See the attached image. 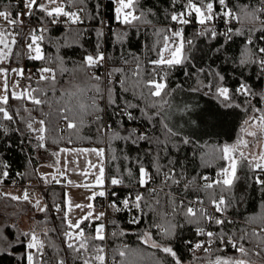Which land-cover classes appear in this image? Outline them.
<instances>
[{
	"label": "snow or ice",
	"instance_id": "1",
	"mask_svg": "<svg viewBox=\"0 0 264 264\" xmlns=\"http://www.w3.org/2000/svg\"><path fill=\"white\" fill-rule=\"evenodd\" d=\"M109 4L110 18L104 11L108 5L103 4V0H96L92 6L89 0H17L15 4L0 5L3 21L0 24V137H9V133L27 135L29 144L34 141L35 149L47 151L49 142L58 144L66 139L72 144L74 138L81 139L83 127L95 125L96 139L105 145L61 147L51 152L54 160L46 165L54 169L53 172L33 170L45 185H59L63 181L65 187L89 190L87 204H74L65 193L61 203L50 207L27 187L19 194L0 188V199L30 205L36 213L54 212L59 218V225L49 228L47 219L40 221L30 217L34 226L28 230H19L15 222L9 225L0 220V257L10 256L17 264H141L144 257L138 248L126 242L115 248L107 246L109 235L123 238L130 234V230L123 228L108 232V223L118 228L116 220L106 222L108 209H111L115 213L131 214L130 225H140L147 217L148 224L138 230L140 243L170 257L171 264H185L172 241L178 230L186 226H191L194 235L202 238L185 241L193 261L264 264V213L249 217L243 227H236V221L229 214L230 209L238 206L235 188L242 179L239 171L246 170L249 173L246 179L264 192V87L255 88L249 83L250 77L244 75L254 69L255 80L264 81V0L254 3L252 0L244 3L168 0L165 19L171 23L164 26L153 23L151 18L157 13L143 7L141 0H109ZM217 21L223 23L220 31ZM113 23L120 27L113 29ZM193 24L195 31L189 38L185 29ZM57 27L64 29L62 36L53 35ZM149 27L154 39L151 44L142 46L145 51L141 55L120 54L123 65L131 64V69H109L107 65L112 57L105 50L109 33L123 46L130 30L141 34ZM89 32L95 37L93 50L85 49L81 61L72 69L65 67L64 57L46 54V46L55 48L57 53L60 48L70 46L69 37L72 44L83 48L81 40ZM205 37L210 41L223 37L215 48L217 52L233 42L234 37L243 38L239 56L232 58V63L240 70L238 85L231 88L220 71L210 69L211 79L204 87L224 108L241 109L246 118L236 141L214 151L211 161H223L215 165V176L188 177L183 165L178 168V162L169 155L170 147L176 143L174 138L181 134L169 122L168 98L175 89L169 88L168 77L174 68L192 59L195 40ZM24 61L41 62V66L33 71L24 66ZM198 71L204 72V69ZM65 74L72 78L62 84L59 78ZM117 75L121 78L117 79ZM237 97L243 100L238 102ZM45 107L49 109L47 112ZM33 112L40 113V117ZM157 122L162 126L160 135L148 130L156 128ZM21 124L23 127L19 126ZM87 139L95 142L92 137ZM116 141L137 148L141 144L149 146L145 153L151 157L148 166L139 155L132 158L123 151L117 155L113 147ZM181 142L192 141L183 138ZM62 153L92 155L95 162L86 159L85 168L80 169L78 160L65 159L61 169ZM120 159L135 164V172L128 166L121 170L120 165L115 164ZM165 159L166 163H162ZM70 163L74 165L71 169ZM111 164H115V174L106 172ZM72 171L83 176L85 182L77 184L68 179ZM27 175L15 173L17 178ZM11 177V164L0 157V185ZM16 182L12 179L14 186ZM117 187L127 192L121 195L113 190ZM189 192L197 195L189 198ZM97 197H111L104 211H96ZM75 210H80L82 215L74 216ZM11 229L18 231L9 236ZM50 233L60 237L62 247L52 240ZM18 246L23 248L19 254ZM229 249L235 254L229 255ZM197 252L204 254L203 259ZM151 259L152 264H166L159 257Z\"/></svg>",
	"mask_w": 264,
	"mask_h": 264
},
{
	"label": "trees",
	"instance_id": "2",
	"mask_svg": "<svg viewBox=\"0 0 264 264\" xmlns=\"http://www.w3.org/2000/svg\"><path fill=\"white\" fill-rule=\"evenodd\" d=\"M17 0H0V5H8L9 3L15 4ZM96 0H89V5H94ZM234 2L244 3L246 0H234ZM254 3L255 0H252ZM103 4L108 5L107 9H104L106 14L110 18L111 5L109 0H103ZM141 4L145 8H152L157 14L152 17L153 23L157 26L168 25L171 22L165 19L168 10V0H141ZM35 23V20H33ZM113 29H118L120 26L113 23ZM239 26V25H238ZM237 26V27H238ZM195 31V25H189L185 29V35L189 38L193 37ZM64 34V29L62 27H57L53 35L62 36ZM153 35L151 28L149 27L146 33L137 34L134 30L129 31V39L125 42L123 46L117 44L109 33L105 50L112 57L109 61L107 67L110 69L112 67H125L126 69H131L132 65H123L121 60V53L128 54L129 52L141 55L145 49L142 47L144 44H151L153 42ZM223 40V37H219L217 41H210L208 38H197L195 40L192 59L182 66H177L174 68L169 77L168 84L170 89H175L169 101L171 108L167 111L170 113L169 122L170 126L174 127L175 130L179 131L181 136L179 138H174L176 143L170 147L169 155L174 158L178 163L177 167L183 165L185 170V175L188 177L192 176H202L210 175L215 176L217 166L216 164H222L223 161L213 162L211 157L215 150H217L221 145L225 143H234L238 136L241 135L240 128L243 120L246 118V114L238 108L226 109L222 104L214 98L211 93H207V89L204 87L211 76L208 75L209 70L220 71L226 77V83L231 88H235L239 83L240 70L237 69L236 65L232 63V58L239 56L240 51L243 48V38L234 37L233 42L226 45L225 49L220 52L215 50L219 46V43ZM95 37L91 32H89L81 43L84 47L81 48L76 44H72L71 37H69L70 46L62 47L57 53L56 49L50 46H46V54L53 57L59 55L65 59V67L72 69L74 65L78 64L83 55L85 54V49L87 51H92L94 47ZM129 59L131 57L129 56ZM27 68H33L34 70L41 66V62L24 61L23 62ZM199 69H204V72H199ZM101 72L104 69H100ZM246 77H250L249 83L253 84L255 88L264 87V81L255 80V70L252 72H245ZM70 74H65L59 79L61 83L71 79ZM120 75H117V79H120ZM179 85V87H177ZM199 88L200 91H192V89ZM117 91L119 89L117 88ZM59 93H57V97ZM55 98V97H54ZM242 97H237V101H242ZM254 104H257L256 100H253ZM257 106H260L257 104ZM31 107V105H28ZM49 109L45 107L44 111L47 112ZM33 115L37 118L40 117V113L33 112ZM61 125L63 121L59 122ZM142 123V122H141ZM23 127V125H19ZM147 128V125L145 124ZM161 124L157 122L156 128H149L150 132H154L157 135L161 134ZM61 135L67 136V133L61 132ZM81 139H75L72 144H68L65 140L60 141L58 144L48 143V150L35 149L34 141L29 144V136H21L18 133H9V137H0V157L7 160L11 164L12 177L6 180L4 185L12 184V179L19 180L20 185L26 186L29 183L38 180L37 175L33 173L34 169H39L42 164L41 156L44 153L57 151L61 147H78V148H91V147H103L105 146L99 140L96 139L95 125L85 126L80 131ZM92 137L93 141L87 139ZM183 138H187L192 142L189 144H183L181 141ZM21 141H24L21 143ZM10 145V147H9ZM113 147L117 150V155H120L121 151L127 153L130 157L135 158L137 155L144 157L145 166H148V161L151 159L150 156H145L148 152L149 146L141 144L139 148L132 145H124L121 141H116L113 143ZM31 160V163H29ZM206 161L208 162L206 165ZM166 163V159L162 161ZM119 164L121 170L126 166L132 167L135 172L136 165L128 164L123 159L115 162ZM115 164H111L106 169L109 174H115ZM16 172L28 173L29 175L24 178H17L15 176ZM238 175L242 177L238 181L235 188V200L238 202V206L230 209V216L236 221V227H243L246 220L249 217L259 216L264 213V192H261L259 186L250 183L246 177L249 175L246 170H241ZM158 183V181H157ZM124 195L127 189L122 187H117L113 189ZM65 188L58 186L56 184H49L42 195L43 200L50 207L55 203H61L64 200ZM197 193L189 192V198L194 197ZM111 199L108 198H97V204L107 203ZM164 197L161 195V200ZM0 207L2 208L0 212V220H4L7 224H20V220L23 216H26L27 210L30 207L25 204H16L12 201H5L0 199ZM15 213V215H14ZM47 219V227L54 228L59 225L58 216L52 213H42L38 219L35 220L43 221ZM131 219V214L129 213H115L111 209H108V215L106 217V222L111 220L117 221V227H114L111 223H108V232L118 231L119 228L130 230V234L123 238L108 236L107 246L109 248H115L121 245L122 242H126L133 248H138L143 253V260L141 264H152V257H159L160 259L166 261V264H171V258L165 256V254L158 252L157 250L151 249L147 245L140 243L138 239V230H143L148 224V218L142 221L140 225H130L128 220ZM34 222V221H33ZM232 227V226H229ZM251 227H256V225H251ZM19 230L20 227H19ZM18 230L11 229L8 232L9 236H13ZM155 234V232H154ZM52 240L61 247L63 246L62 240L56 233H50ZM201 239V237H196L191 226H186L182 230H178L176 238L172 241L174 248L177 250L178 254L183 257L185 264H200V261H193L192 253L189 251L185 241ZM17 254L23 251L22 247H17ZM51 253V249L48 250ZM229 255H234L235 253L229 249ZM197 256L203 259V253L197 254ZM0 264H17V260L10 256L0 257Z\"/></svg>",
	"mask_w": 264,
	"mask_h": 264
},
{
	"label": "rangeland",
	"instance_id": "3",
	"mask_svg": "<svg viewBox=\"0 0 264 264\" xmlns=\"http://www.w3.org/2000/svg\"><path fill=\"white\" fill-rule=\"evenodd\" d=\"M0 24H3V21L0 20ZM15 66V65H13ZM38 127V125H37ZM247 139H251L250 137H247ZM73 148H78V147H73ZM65 159H68L69 161H72L73 159H76L79 161V168L80 169H84L85 166H86V159H91L93 162H95V157L92 156V155H79V156H76V155H67V154H61V157H60V160H61V164H60V167L61 169H63V165H64V160ZM41 160H42V164L41 166L39 167V172L41 173H49V172H53L54 169L52 168H49L47 167L46 165L47 164H50L53 162L54 160V157L51 156V152H46L44 153L42 156H41ZM74 165H72L71 163L69 164V168H73ZM68 179L76 182L77 184L79 183H83L85 182V178L83 176H80L77 174V172L75 171H72V172H69L68 173ZM91 179V178H89ZM39 184V180H36L35 182H32L31 183V186H38ZM40 184L45 185L42 181L40 182ZM49 185V184H48ZM47 185H45L44 188H46ZM65 188V193H68V195L71 197V200L74 204L76 203H80V204H87L88 201L86 199V197L88 195H90V191L83 188V187H73V186H63ZM11 189H5L3 191L5 192H10ZM14 193L15 194H19L22 189H13ZM32 191L36 192V196L37 197H42L41 194L37 193V190L36 189H31ZM39 191V190H38ZM12 192V193H13ZM43 198V197H42ZM97 198H100V197H97ZM43 203H45V201L43 200ZM97 207H96V211L99 212V211H104L106 207L102 206V205H99L97 204V202H95ZM26 206L30 207L29 210H27V214L26 216H23L20 220V224H19V227L21 230H28L30 227L34 226V222L33 220L30 219V217H35L36 219H38V217L42 214V213H36L34 212L32 209H31V206L30 205H27L25 204ZM2 208L0 207V212H1ZM87 209H85L86 211ZM3 211V210H2ZM73 215L74 216H80L82 215L81 211L80 210H75L73 212Z\"/></svg>",
	"mask_w": 264,
	"mask_h": 264
},
{
	"label": "built area",
	"instance_id": "4",
	"mask_svg": "<svg viewBox=\"0 0 264 264\" xmlns=\"http://www.w3.org/2000/svg\"><path fill=\"white\" fill-rule=\"evenodd\" d=\"M217 24H218V31H220V30H222L223 29V23H222V21H217ZM238 26V25H237ZM24 66H25V64H24ZM26 67V66H25ZM27 68V67H26ZM27 69H31V70H33L34 71V69L33 68H27ZM16 185L14 186L13 184H9V185H2L1 186V188L2 189H6V188H14V189H21V188H24V187H27L28 185H26V186H22V185H20V183H19V180H17L16 179ZM64 183L65 182H63L62 181V183L61 184H56V185H58V186H64ZM32 189H36L37 191L39 190L42 194H44V188L41 186V184L39 183L38 184V186H36V187H32ZM139 191H143V189H138ZM32 192V191H31ZM102 205V204H101ZM107 205H108V203H107V200H106V202L102 205V206H104V207H107ZM202 239V238H201ZM200 253H202V252H197V254H200Z\"/></svg>",
	"mask_w": 264,
	"mask_h": 264
},
{
	"label": "crops",
	"instance_id": "5",
	"mask_svg": "<svg viewBox=\"0 0 264 264\" xmlns=\"http://www.w3.org/2000/svg\"><path fill=\"white\" fill-rule=\"evenodd\" d=\"M39 180V179H38ZM41 181L39 180V183H40ZM28 186H27V188L29 189V191L31 192L32 190V187H34V186H31V183H29V184H27ZM1 186L2 185H0V188H1ZM41 186H42V184H41ZM48 186V185H47ZM43 188L45 187V185H43L42 186ZM24 188H26V187H24ZM24 188H21L22 190L24 189ZM6 189H11L10 190V192H13L14 190V188H6ZM2 190H5V189H2ZM44 190H45V188H44ZM32 192H34V191H32ZM14 193V192H13ZM37 193H39V194H41V195H43L40 191H37ZM35 194H36V192H35ZM99 205H100V203H98Z\"/></svg>",
	"mask_w": 264,
	"mask_h": 264
}]
</instances>
